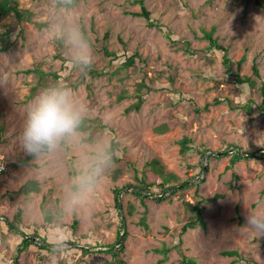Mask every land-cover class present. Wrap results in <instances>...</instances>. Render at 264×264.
<instances>
[{
  "label": "rangeland",
  "instance_id": "rangeland-1",
  "mask_svg": "<svg viewBox=\"0 0 264 264\" xmlns=\"http://www.w3.org/2000/svg\"><path fill=\"white\" fill-rule=\"evenodd\" d=\"M18 2L22 11L33 12L31 18L19 23L10 13L0 20V46L11 45L0 52V155L7 164L0 174V264H14L16 256L21 264H158L163 253L154 249L163 245L172 249L161 264H179L184 254L194 256L198 264H264V235L243 227L247 208L264 200V111L256 102L251 111L232 108L227 99L239 103L253 96L260 101L261 95L259 89L251 90L224 75L222 52L206 50L209 42L202 37L204 30L216 27L214 35L228 48L232 69L245 75L258 63L264 79V6L256 0H145L152 16L163 24L161 28L149 26L144 16L132 13L141 10L137 0ZM58 6L81 23L93 49L90 66L76 68L71 75L69 59L61 67L54 58L58 40L46 30L49 12ZM166 29L172 38L189 39L198 51L186 52L168 37ZM102 42L117 56L99 52L96 46ZM63 51L67 56L65 47ZM133 54H137L136 63L126 66L127 57ZM241 59L245 61L239 64ZM38 65L49 73L42 77L27 71ZM56 70L61 71L59 78L51 74ZM144 80L150 84L145 100L140 110L130 109ZM52 83L71 88L86 106L81 133L85 144L91 146L98 139L119 141L117 154L129 155L139 169L158 158L189 186L183 189L185 185L179 186L183 183L179 182L163 193L164 200H150L147 206L131 187L122 189L125 223L120 227L114 187L132 181L133 170L113 160L93 197L90 219L68 216L57 223L51 216L46 218L45 213L57 206L74 154L70 149L63 154L64 169L58 171L56 157L33 160L21 147L19 135L26 104ZM121 93L124 97L120 99ZM216 98L222 101L216 102ZM163 118H175L177 123L160 132L156 123ZM93 128L99 134L92 140ZM184 135L192 137L193 149L186 154L178 142ZM226 143L238 147L233 145L226 149L227 154L208 160L212 153L221 154ZM205 147L210 150L203 156ZM238 148L255 154H247L248 158L229 167ZM29 179L37 181L36 189L27 190ZM28 197L33 198L39 219L24 213ZM183 197L191 202L202 200L207 226L188 228L180 242L181 227L189 214ZM19 211L17 226L24 233L40 235L25 249L21 245L24 233L7 224ZM143 216L148 226L142 223ZM76 219L72 235L64 225ZM120 231H128L121 260L106 250ZM55 232L76 244L67 240L69 247L53 258L52 251L39 248V244L45 243L44 238L52 241ZM77 246L90 251L83 254ZM229 250H238L240 258L224 253Z\"/></svg>",
  "mask_w": 264,
  "mask_h": 264
},
{
  "label": "clouds",
  "instance_id": "clouds-1",
  "mask_svg": "<svg viewBox=\"0 0 264 264\" xmlns=\"http://www.w3.org/2000/svg\"><path fill=\"white\" fill-rule=\"evenodd\" d=\"M46 30L51 38L63 44L74 67L87 69L90 66L93 57L90 40L81 23L68 12L59 6L50 11ZM86 118L87 108L83 102L71 88L59 83L43 87L25 106L19 141L33 160L56 157L55 167L63 171V154L69 149L74 154L71 172L61 185L57 206L53 212L45 213L46 218L51 216L57 223L68 216L79 215L85 220L92 217L93 197L113 162L109 141L98 139L91 146L83 141L81 133ZM23 211L39 219L32 197L24 201ZM243 227L258 236L264 235V200L247 208ZM68 247L65 235L55 232L51 244L53 258Z\"/></svg>",
  "mask_w": 264,
  "mask_h": 264
},
{
  "label": "trees",
  "instance_id": "trees-1",
  "mask_svg": "<svg viewBox=\"0 0 264 264\" xmlns=\"http://www.w3.org/2000/svg\"><path fill=\"white\" fill-rule=\"evenodd\" d=\"M256 1L261 6H264V3L261 0H256ZM137 2L141 5V10L140 11H132V13L136 14V15L144 16L148 20L149 26H152V27L157 26V27L163 28V24L158 19H156L152 16L151 10L147 7L145 0H137ZM10 13L13 14L15 20L19 23H23V21L25 19H29L33 15L32 11H29L26 9L24 11H22L21 8L19 7L18 0H0V20L4 16H6ZM215 30H216V27H212V29H210V30H204V34L202 37L206 38L209 42L207 47H206V50L209 49V51H210V50L217 49L220 52H222V64H223L224 71H225L224 75L227 74L228 76L234 77L232 79L233 81L240 83V84H244L245 86H247L251 90L252 89H259V92L261 95L260 101H258V99L256 97L251 96L246 101H242L239 103H235V101H233L229 97H227V99L229 101V105L232 108H244L248 111H251L252 106H253L252 104L254 102H256L259 105V108L262 109V111H264V79L262 77V73H261V69H260L259 64L254 63L252 70L245 75H242L238 70L234 71L232 69L233 68V60L227 54L228 48L219 42L217 36L214 35ZM166 33H167L168 37L171 38V40L173 42L179 43V46H181L186 52L193 54V53L198 51L197 49H195L191 46V42L189 39L183 38L181 40V39L172 38L170 35L169 29H166ZM108 36L109 35L106 33V35H105L106 39L108 38ZM10 47H11L10 43L2 45V46H0V52L4 51ZM63 48H64L63 44L60 41H58V51H57L58 53L54 55V58L58 59L59 60L58 62H61V67H64L68 61V57L64 55ZM96 48H98L99 52H103L106 55L117 56L116 53L113 50H110L109 47L107 46V44H105L104 42H102L100 47L96 46ZM200 51L203 52L204 50H200ZM204 52H206V51H204ZM136 57H137V54H133V55L128 56L126 61H125V65L126 66L134 65L136 63ZM244 61H245V59H241L239 61V64H242ZM75 69H76V67L72 66L69 69L68 75H71V72H75ZM31 70L35 71L38 75H40L42 77L44 74L49 73V72H45L40 65H38L34 68H30L27 71H31ZM60 70H62V68H60ZM60 70L51 71V74L54 75L55 78H59L61 76ZM221 80H222V78L217 80V84H219L221 82ZM224 80L228 81L227 79H224ZM35 87H33V90H35ZM138 87H139L141 93L138 95V100L135 103H133V105L131 106L130 109L134 108L135 110H140V108H141V106L145 100L144 95L147 92V89H150V84L146 80H144V81H141L139 83ZM123 97H124V94L121 93L119 95V98L121 99ZM215 101L220 102V101H222V99L216 98ZM130 109H128V110H130ZM195 109H199V108L195 107ZM176 123H177V120L175 118H163V119H160L157 121L156 129L160 132H164V131H167L170 128H172ZM83 128H85V125H83ZM98 134H99V130L96 128H93L92 133L90 135V138L93 140L97 137ZM178 142L181 145V152L182 153L186 154V153L192 151V149H193V147L191 145L192 137H190L189 135H184L182 138H180L178 140ZM118 144H119V141H116L114 139L110 143L111 150L113 151V160H117V161L121 162L122 167L125 164H128L130 166V168L133 170V180L132 181L128 182L126 185H118V186L114 187V194H115V200H116L115 204H116V207L119 209L118 215H120V217H121L120 227H123L125 220L122 217V213H121V207L122 206L120 203V194H121L122 189L127 188V187H131L133 190V193H135L140 198L142 204L147 206V203L150 200H152V201L164 200L165 197L163 196V193L167 189L176 188L177 184H179V182L180 183H182V182L186 183V181L180 180L179 176L175 172H173L171 170H167L165 168V165L158 158H153V159L149 160L146 163L147 164L146 167H142L139 169L135 165L134 161L131 159V157L129 155L123 154L122 156H119L117 154ZM233 145L235 147H238L237 144L226 143L225 147H222L219 151V153H221V154L212 153V154L208 155V160H210L211 156H214L216 158H220L222 155L227 154L226 149L233 146ZM209 150H210L209 148L205 147V149L201 151L202 155L204 156L205 153L208 152ZM247 154L253 155L255 153L250 152V151H246L243 148H238L235 152L232 153L228 166L233 167V166H235L237 161L248 158ZM200 166H202V165H200ZM117 169H118L117 170L118 173H120L122 170L121 167H118ZM116 177H117V175H116ZM236 177H237V175H236ZM203 180L204 179L202 178L201 181H203ZM26 185L29 186V189H27V190H30V188L36 189L37 188V181L33 180V179H29L26 182ZM186 186H189V184H185L183 189ZM174 192H176V191H174ZM182 202L185 205V207L189 210V214L186 215V220L184 221V223L181 227V232L179 234L180 235V240H179L180 242L182 241L183 234L188 230V228L196 227V226H198V224H202L203 226H207V222H206L205 217H204L205 206L202 205V200H197L195 202H191L189 199L183 197ZM49 217H48V219H49ZM20 218H21V211H19L15 215L14 221H9L7 224L9 225V227L11 229L17 230L18 232H23L22 228L17 226L19 224L17 221H19ZM142 223L145 226H148L145 216L142 217ZM76 224H77V219L74 220V222L72 224H65L64 230L66 232L72 233V235H73ZM127 234H128V231L124 232L123 234L120 231L116 241L113 243H109L108 244L109 248L106 249L108 252H111L113 254V256L118 257L119 260L122 259L121 255L125 251V241L127 238ZM122 235H123V237H122ZM39 236L40 235L38 233H33V234L24 233L21 245L25 249V248L29 247L30 245L34 244L36 241V238ZM67 240L71 243L74 242L76 244V242L72 241V239H67ZM43 241L45 243L39 244V248H41L43 250L51 251L50 245L52 244V241H48L46 238H44ZM48 244H50V245H48ZM78 249H80L83 254L90 251L84 246H80V247H78ZM171 249H172L171 245H169V246L163 245L162 247H157L154 249L155 251L163 253V257L159 260L158 264H161V262L163 260H166L169 257V252ZM224 253L235 255L236 258H240V253L238 250L224 251ZM241 259H243V257H241ZM14 264H21V262L16 261L14 259ZM179 264H198V261L194 256H189V255L184 254V255H182L181 259L179 260ZM256 264H263V263L256 262Z\"/></svg>",
  "mask_w": 264,
  "mask_h": 264
},
{
  "label": "built area",
  "instance_id": "built-area-1",
  "mask_svg": "<svg viewBox=\"0 0 264 264\" xmlns=\"http://www.w3.org/2000/svg\"><path fill=\"white\" fill-rule=\"evenodd\" d=\"M7 164L3 157L0 155V174L6 170Z\"/></svg>",
  "mask_w": 264,
  "mask_h": 264
},
{
  "label": "water",
  "instance_id": "water-1",
  "mask_svg": "<svg viewBox=\"0 0 264 264\" xmlns=\"http://www.w3.org/2000/svg\"><path fill=\"white\" fill-rule=\"evenodd\" d=\"M203 170H206V166H204ZM185 184H188V181H187L186 183H182V184L179 185V186H183V185H185ZM122 234H123V233H122ZM122 237H123V235H122ZM15 260L18 261V256H16Z\"/></svg>",
  "mask_w": 264,
  "mask_h": 264
}]
</instances>
